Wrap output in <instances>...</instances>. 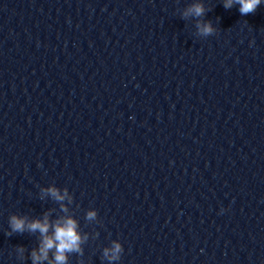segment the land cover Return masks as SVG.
Here are the masks:
<instances>
[{
	"label": "clouds",
	"instance_id": "clouds-1",
	"mask_svg": "<svg viewBox=\"0 0 264 264\" xmlns=\"http://www.w3.org/2000/svg\"><path fill=\"white\" fill-rule=\"evenodd\" d=\"M264 0H223L225 9H231L239 5L241 16L254 13ZM203 0H192L180 13L181 18L188 20L192 18L196 21V35L208 37L216 32V28L210 20L202 19L206 12ZM39 198L45 200L50 198L58 204L62 215L53 218V209L45 211L40 217H30L29 215L11 214L9 216L8 236L13 234H38V244L30 252L24 246L15 248L17 259L23 261L30 259L31 264H69V257L72 254L83 256V245L89 240L87 233H82L79 222L69 215V205L73 204V195L67 187L63 189L55 185L42 187ZM223 212L224 209H221ZM85 219L89 222L97 221L98 212L92 208L85 214ZM99 233L95 234L97 237ZM26 252L28 256L26 257ZM124 252L120 241L112 240L111 244L102 250V260L107 264H117Z\"/></svg>",
	"mask_w": 264,
	"mask_h": 264
}]
</instances>
